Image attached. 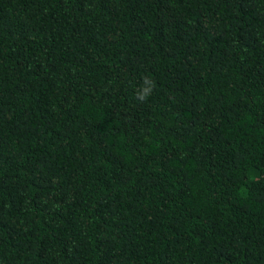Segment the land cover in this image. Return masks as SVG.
I'll return each instance as SVG.
<instances>
[{
	"label": "trees",
	"instance_id": "obj_1",
	"mask_svg": "<svg viewBox=\"0 0 264 264\" xmlns=\"http://www.w3.org/2000/svg\"><path fill=\"white\" fill-rule=\"evenodd\" d=\"M0 264H264V0H0Z\"/></svg>",
	"mask_w": 264,
	"mask_h": 264
},
{
	"label": "clouds",
	"instance_id": "obj_2",
	"mask_svg": "<svg viewBox=\"0 0 264 264\" xmlns=\"http://www.w3.org/2000/svg\"><path fill=\"white\" fill-rule=\"evenodd\" d=\"M145 83H148V81H145ZM151 91H152V88L149 87L142 92H138L137 93V99L140 102H144L148 98V96L151 94Z\"/></svg>",
	"mask_w": 264,
	"mask_h": 264
}]
</instances>
